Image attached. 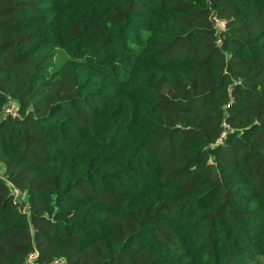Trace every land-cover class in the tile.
<instances>
[{
  "label": "trees",
  "instance_id": "obj_1",
  "mask_svg": "<svg viewBox=\"0 0 264 264\" xmlns=\"http://www.w3.org/2000/svg\"><path fill=\"white\" fill-rule=\"evenodd\" d=\"M31 255L264 264V0H0V264Z\"/></svg>",
  "mask_w": 264,
  "mask_h": 264
},
{
  "label": "built area",
  "instance_id": "obj_2",
  "mask_svg": "<svg viewBox=\"0 0 264 264\" xmlns=\"http://www.w3.org/2000/svg\"><path fill=\"white\" fill-rule=\"evenodd\" d=\"M218 22L220 24H223V22H221V21H218ZM6 112L10 116H13V117L17 116V114H18L17 113V109H16V106H15V104L13 102H9V104L7 106V109H6ZM34 258H35V255H31L29 260H28L29 263L34 264Z\"/></svg>",
  "mask_w": 264,
  "mask_h": 264
},
{
  "label": "rangeland",
  "instance_id": "obj_3",
  "mask_svg": "<svg viewBox=\"0 0 264 264\" xmlns=\"http://www.w3.org/2000/svg\"><path fill=\"white\" fill-rule=\"evenodd\" d=\"M17 196H18V197H17L18 199H21L20 196H19V194H18Z\"/></svg>",
  "mask_w": 264,
  "mask_h": 264
}]
</instances>
